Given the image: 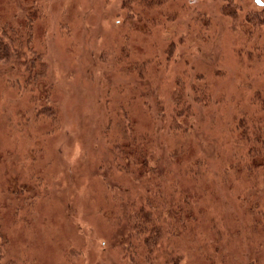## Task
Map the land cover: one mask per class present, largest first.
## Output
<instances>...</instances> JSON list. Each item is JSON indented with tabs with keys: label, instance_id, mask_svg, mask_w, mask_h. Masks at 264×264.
Segmentation results:
<instances>
[{
	"label": "rangeland",
	"instance_id": "obj_1",
	"mask_svg": "<svg viewBox=\"0 0 264 264\" xmlns=\"http://www.w3.org/2000/svg\"><path fill=\"white\" fill-rule=\"evenodd\" d=\"M149 1L0 0V43L25 52L0 59L1 264H264V231L245 215L254 203L264 210V0ZM159 100L168 122L178 103L191 105L179 120L198 136L212 187L234 174L217 199L221 249L196 215L151 251L131 228L136 177L115 161L135 158L121 129L136 122L143 134ZM162 121L153 144L165 164L181 146Z\"/></svg>",
	"mask_w": 264,
	"mask_h": 264
},
{
	"label": "trees",
	"instance_id": "obj_2",
	"mask_svg": "<svg viewBox=\"0 0 264 264\" xmlns=\"http://www.w3.org/2000/svg\"><path fill=\"white\" fill-rule=\"evenodd\" d=\"M139 2L143 3L145 0H139ZM150 3H153V0H150L147 5H150ZM141 17L142 21H144L143 16ZM16 39L19 40V36L16 37ZM171 42L173 41H170L169 44L166 45L168 49L165 53L168 56L174 49V43ZM14 43L15 40L12 42L0 43V59L16 57L21 59V57L25 55L24 51H16ZM38 58V56L34 57L32 63H35ZM25 63L27 65L26 72L28 73L27 76L25 73V76L31 80L33 78V66L29 61L25 60ZM141 94L143 95V93ZM204 97L205 95L200 93L199 96L197 95L195 97L194 101L196 103L204 102ZM157 106L161 108L159 110L161 114H159L158 117H153V125H149L146 130H143V134H141V130L137 127L136 122V129L129 130L126 126H122L121 129L124 136V140L121 143L122 147L127 151L126 155L132 152L135 158L134 162L132 164L129 163V165L126 164L125 159L122 157L118 159L119 161H115L120 168L119 170L128 174H133L136 177L137 188L132 199L134 205L133 215L135 218L133 219L132 217L131 219V228H134L137 233L143 235V244L148 251H151L155 248L163 233L175 235L180 232V229L185 231L184 228L187 225L185 221L191 216L196 215V220L199 221L201 228L205 229L209 235L210 230L213 232L216 248L221 249L222 243L225 239L227 240L229 234L226 230L222 229V227H217V221L223 224L221 219H226L225 215L227 214L223 211V206H221L220 211H218L220 200L217 202V199H221L225 196L222 192H230V188L234 187L231 185L234 174L224 171L225 177L223 178V187H212V180L215 175H210L211 172L208 164L204 163L205 159L199 154V151L196 150L198 143H196V138L198 136L196 134L193 136L191 130L188 132L182 120H179L184 112H190L192 109L191 105L184 107V104L182 106L181 103H178L174 107L172 115L169 117V122L168 118H166L165 111H163L160 100ZM149 109H151V107H149ZM46 112H48V115H45L47 117H53L56 113V111ZM187 116L188 115L185 114L184 118ZM163 119L164 121H162ZM136 120L137 119L131 121ZM159 121L163 122V124H161L163 129L166 127L165 125L169 127L167 136H164L169 145L171 146V143H177L181 146V148L174 147L175 149L169 154V157L172 158V162L167 160L165 164L159 158L157 159L154 157L157 151L153 143L156 142L157 139L155 135L161 128L157 123ZM242 121L243 119H240L237 128L240 130V137L244 138L246 133L242 131V127L244 126ZM118 134L116 135L118 136ZM156 149L159 151L158 148ZM130 155L131 154L127 155V159H129L128 156ZM148 157H154L157 161L154 167L150 168V170L153 169V174L149 177H147V173L144 171L145 169H149ZM179 157L182 159L181 161L178 159ZM226 159L227 158H225V160ZM249 169L253 173L252 167ZM232 171H234V169H232ZM241 173L242 169L239 171L236 170V175L244 179L245 177ZM234 195L239 194L236 192ZM180 198H184V200ZM244 202L247 203L246 200H244ZM212 205L214 206L211 209ZM246 210L248 214L245 215L249 217V221L253 223V225L262 228L264 231V210L259 209V205L256 203H254L253 206H247ZM210 212H214L215 216L218 218L216 219L209 216L207 220V216ZM166 213H169L168 217L165 216ZM162 221H164L165 224H162ZM173 222L177 223V231L176 227L174 228L172 226ZM178 227L180 228L178 229ZM203 246L205 247L204 243ZM182 251L186 252V250ZM129 252L134 255L133 249L129 250ZM131 260L134 262L135 257L132 256ZM208 260L211 261L212 264H216V261L212 258ZM170 262L171 261L168 263Z\"/></svg>",
	"mask_w": 264,
	"mask_h": 264
},
{
	"label": "flooded vegetation",
	"instance_id": "obj_3",
	"mask_svg": "<svg viewBox=\"0 0 264 264\" xmlns=\"http://www.w3.org/2000/svg\"><path fill=\"white\" fill-rule=\"evenodd\" d=\"M256 3L259 5H263V2L261 0H256Z\"/></svg>",
	"mask_w": 264,
	"mask_h": 264
}]
</instances>
